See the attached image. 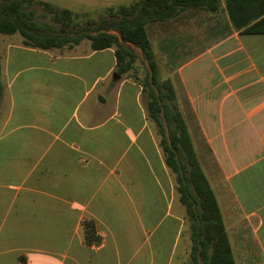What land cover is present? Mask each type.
<instances>
[{"label": "crops", "instance_id": "0c3cea01", "mask_svg": "<svg viewBox=\"0 0 264 264\" xmlns=\"http://www.w3.org/2000/svg\"><path fill=\"white\" fill-rule=\"evenodd\" d=\"M221 6L146 28L236 264H264V41L248 38L264 35L236 32ZM2 39L0 264H181L190 224L164 111L165 136L148 109L147 67L120 75L115 49L84 39L49 50ZM87 223L100 244L86 243Z\"/></svg>", "mask_w": 264, "mask_h": 264}, {"label": "trees", "instance_id": "16d2710c", "mask_svg": "<svg viewBox=\"0 0 264 264\" xmlns=\"http://www.w3.org/2000/svg\"><path fill=\"white\" fill-rule=\"evenodd\" d=\"M226 11L239 34L264 35V0H224ZM222 0H140L130 6L110 9V20L95 23L96 30L89 34L71 37L66 29L73 27L74 14L42 0H0V34H20L24 44L33 48L73 47L88 39L94 51L115 49L117 71L120 75L132 74L139 59L130 48L123 46L110 31H117L123 40L141 49L147 61L148 75L142 84L149 88L148 109L165 136L163 111L169 128V143L164 139L167 163L176 175L180 201L186 208L191 230V264H236L232 246L226 232L222 212L216 195L198 159L186 120L179 108L176 90L170 80L160 82L159 67L152 51L146 26L163 23L190 9L219 13ZM40 6L61 26L59 35L50 34L49 26L37 21L35 7ZM47 31V32H46ZM76 34H79L78 32ZM1 53H0V94ZM88 245L100 244L94 226L85 225Z\"/></svg>", "mask_w": 264, "mask_h": 264}, {"label": "rangeland", "instance_id": "374dc122", "mask_svg": "<svg viewBox=\"0 0 264 264\" xmlns=\"http://www.w3.org/2000/svg\"><path fill=\"white\" fill-rule=\"evenodd\" d=\"M53 4L55 7L60 9L71 10L74 14L73 27L66 29V32L70 35L75 36L78 32L80 35L89 34V31H86L87 28L91 30H96L99 26L95 23L100 22L101 20H110L109 10L118 9L120 6H130L138 0H42ZM140 1V0H139ZM35 11L37 13V21L42 27L49 26L50 34H60L61 26L56 24L49 14H47L44 9L40 6H36ZM47 32V31H46ZM118 33L117 31H110V33ZM255 40V42L261 43L264 41V36H255L248 37ZM3 41L2 35H0V41ZM248 40V39H247ZM90 41L84 39L82 45H88ZM137 52H140L138 48L133 49ZM145 58V56H143ZM146 60V58H145ZM146 62V61H145ZM139 63V64H138ZM139 67L144 65L140 62H137ZM178 185V183H177ZM180 196V195H179ZM190 224V223H189ZM189 227V226H188ZM187 227L186 233L184 235V240L179 252V259L182 260L181 264H191V231Z\"/></svg>", "mask_w": 264, "mask_h": 264}, {"label": "water", "instance_id": "95a60500", "mask_svg": "<svg viewBox=\"0 0 264 264\" xmlns=\"http://www.w3.org/2000/svg\"><path fill=\"white\" fill-rule=\"evenodd\" d=\"M111 34H114V35H116L118 38H119V41H120V43L123 45V46H125V47H127V48H136V46L134 45V44H132V43H128V42H125L124 40H123V38H122V36H121V34L120 33H112L111 32Z\"/></svg>", "mask_w": 264, "mask_h": 264}]
</instances>
